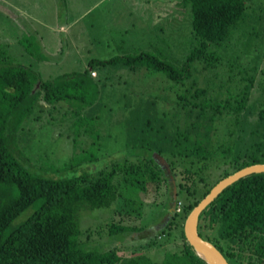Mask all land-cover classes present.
I'll return each instance as SVG.
<instances>
[{
  "label": "trees",
  "instance_id": "trees-1",
  "mask_svg": "<svg viewBox=\"0 0 264 264\" xmlns=\"http://www.w3.org/2000/svg\"><path fill=\"white\" fill-rule=\"evenodd\" d=\"M182 3L191 9L195 47L180 70L157 56L140 53L108 61L92 60L89 63L92 74L95 65H122L133 73L143 69L162 72L174 84L185 86L194 76L193 65L205 62V66H199L200 70L212 69L218 76L216 70L221 63L215 53L231 41L246 16L247 3L245 0H182ZM261 59L255 57L243 73H238L240 79L229 81L236 83L238 90H230L227 97L209 98L208 91L194 80L183 95H177L182 112L174 116L181 119L179 123L173 122L171 128L162 121L161 114L148 111L158 106L157 98L135 109L125 104L130 117L127 121L130 155L95 177L83 174L55 179L28 170L9 140L36 109H44L42 101L50 106L64 103L68 107L67 103L78 100L75 92L84 85L87 87L88 72L44 83L25 66H14L0 52V264H206L187 243L184 224L183 249L170 254L163 263H155L143 252L138 253L142 246L130 258L121 255L116 245L104 251L87 248L81 241L79 213L83 209L116 206L123 197L120 193L123 182L140 192H146L152 184L156 188L165 186L170 194L163 201L170 209L174 201L172 184L155 160L157 153L165 157L172 169L178 189L177 209L180 205L181 211L176 209L171 217L167 210L166 223L153 230L139 224L126 225L122 220L108 225L112 240L122 236L130 243L132 240L127 238L132 234L148 232L146 239H150L146 245L155 247L158 240L171 236L179 220L186 221L221 180L245 167L263 164L264 60L260 65ZM132 157L136 162L130 161ZM187 161L190 166L181 169ZM191 182L193 186L204 185L202 195H198L196 188L192 190ZM31 208L34 212L30 217L17 223ZM132 210L137 212L134 206ZM198 227L200 235L231 263H264V174L246 177L226 189L203 212ZM140 237L144 239L146 235Z\"/></svg>",
  "mask_w": 264,
  "mask_h": 264
},
{
  "label": "rangeland",
  "instance_id": "rangeland-1",
  "mask_svg": "<svg viewBox=\"0 0 264 264\" xmlns=\"http://www.w3.org/2000/svg\"><path fill=\"white\" fill-rule=\"evenodd\" d=\"M245 1L244 20L231 41L215 53L221 63L216 70L219 75L212 69L201 71L205 62L194 64V76L184 86L174 84L162 72L143 69L133 73L122 65H95L96 73L92 74L89 66L92 60L149 53L180 70L195 47L191 9L184 7L182 0H0V52L14 66H25L44 83L88 72L87 87L75 92L78 100L67 103L68 107L42 101L44 109H36L16 136L10 137V145L16 148L22 164L33 173L55 179L83 174L95 177L130 155V117L125 104L135 109L158 99V106L148 111L161 114L162 121L171 128L181 119L174 116L182 112L177 95H183L194 80L208 91L209 98L227 97L230 90H238L237 84L229 81L240 79L238 73H243L255 57L262 58L260 65L264 60V0ZM64 25H69L65 32ZM130 161L136 162V158ZM189 162L180 168L189 167ZM195 180L199 182V178ZM191 185L202 195L203 184ZM160 188L152 184L146 192H140L123 182V197L116 206L81 210L83 244L103 251L116 245L127 258L142 246L138 253L143 252L155 263L181 252V225L185 221L179 220L171 236L158 240L155 247L146 245L148 232L141 233L146 235L144 239L140 233L132 234L127 238L132 240L130 243L122 236L112 240L108 235L112 222L122 220L126 225L139 224L148 230L164 221L168 206L163 199L167 201L170 189ZM33 212L34 208L26 211L17 223L27 220Z\"/></svg>",
  "mask_w": 264,
  "mask_h": 264
},
{
  "label": "water",
  "instance_id": "water-1",
  "mask_svg": "<svg viewBox=\"0 0 264 264\" xmlns=\"http://www.w3.org/2000/svg\"><path fill=\"white\" fill-rule=\"evenodd\" d=\"M155 160L166 171L169 182L172 184L173 203L170 209L171 217L176 212L178 189L172 169L165 157L155 154ZM254 174H264V163L245 167L216 184L210 193L191 211L184 224V234L187 243L193 248L196 255L206 264H229L224 254L212 243L205 240L199 233V219L203 212L229 187L241 179Z\"/></svg>",
  "mask_w": 264,
  "mask_h": 264
},
{
  "label": "flooded vegetation",
  "instance_id": "flooded-vegetation-1",
  "mask_svg": "<svg viewBox=\"0 0 264 264\" xmlns=\"http://www.w3.org/2000/svg\"><path fill=\"white\" fill-rule=\"evenodd\" d=\"M170 209H171V208H170ZM170 209H168V210H170ZM166 218H167V217H166ZM165 220H166V219H164V221H165ZM164 221L161 220L158 224H156V226H154V227L151 228V229H152V230H153V229H156L157 226H160V225L163 226V225H164V224H163ZM162 224H163V225H162ZM161 226H160V228H161ZM226 259H227V258H226ZM227 260H228L229 264H233V263L230 262L229 259H227ZM256 263H258V264H264V263H261V262H258V261H256ZM244 264H249V263L245 262Z\"/></svg>",
  "mask_w": 264,
  "mask_h": 264
},
{
  "label": "crops",
  "instance_id": "crops-1",
  "mask_svg": "<svg viewBox=\"0 0 264 264\" xmlns=\"http://www.w3.org/2000/svg\"><path fill=\"white\" fill-rule=\"evenodd\" d=\"M67 27H69V25H64L63 27V32H65L67 30ZM96 73V72H95Z\"/></svg>",
  "mask_w": 264,
  "mask_h": 264
},
{
  "label": "built area",
  "instance_id": "built-area-1",
  "mask_svg": "<svg viewBox=\"0 0 264 264\" xmlns=\"http://www.w3.org/2000/svg\"><path fill=\"white\" fill-rule=\"evenodd\" d=\"M177 211H178V212H180V211H181L180 205L178 206V209H177Z\"/></svg>",
  "mask_w": 264,
  "mask_h": 264
}]
</instances>
